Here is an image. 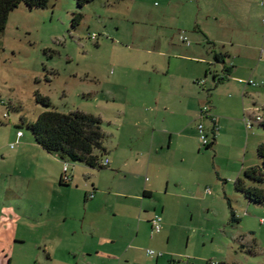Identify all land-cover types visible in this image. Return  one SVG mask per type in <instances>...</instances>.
Returning <instances> with one entry per match:
<instances>
[{
	"label": "rangeland",
	"instance_id": "rangeland-1",
	"mask_svg": "<svg viewBox=\"0 0 264 264\" xmlns=\"http://www.w3.org/2000/svg\"><path fill=\"white\" fill-rule=\"evenodd\" d=\"M186 2L94 0L79 10L83 18L75 27V0H49L43 9H28L21 4L9 13L0 36V264H83L81 258L58 251L50 258L47 251L54 252L58 246L44 242L41 236L52 233L60 221L58 207L71 205L69 210L76 209L75 200L79 205L90 179L97 176L102 185L112 181L106 167L93 168L91 178L76 174L81 182H68L70 189L64 191L30 165L29 155L14 153L21 145L11 148L17 132L24 134L21 142H34L27 123L47 109L37 103L35 93L49 97L51 108L60 112L78 109L100 117L103 145L108 150L103 158L116 147L121 151L133 144L142 135V126L150 129L153 123L155 128L161 127L164 115L161 109L156 114L154 106L140 97L143 80H160V92L167 95L170 80L190 72L176 58L184 54L181 47L186 45L180 36H186L189 43L194 40L187 27L190 13ZM170 60L177 68L171 67L168 73ZM153 63L158 69L152 68ZM247 71L252 77V70ZM260 72L264 79V69ZM215 89L204 91L212 106H216L213 101L222 103ZM214 114L229 124V130L217 133L212 148L201 145L197 131L201 123L211 142L210 120L188 115L178 122L184 134L172 142L170 149L168 138L163 144L161 156L171 159V166L183 159V172L187 170L191 188L197 190L199 198L182 212V224L174 228L169 243L165 238L154 240L147 233L137 244L139 264H154L147 249L166 260L183 259L188 264H264V204L249 202L234 184L237 176L245 185L253 183L244 178L246 166L242 169V165L258 164L253 141L264 142V129L258 124L248 129L246 115L238 116L244 139L253 136L252 146L246 151L243 148L239 156L238 124L231 118L238 112ZM67 162L74 167L80 165ZM145 177L153 179L150 172H144ZM207 187L210 192L205 190L204 195ZM162 196L157 195L159 201ZM230 205L239 218L237 222L231 221Z\"/></svg>",
	"mask_w": 264,
	"mask_h": 264
},
{
	"label": "crops",
	"instance_id": "crops-1",
	"mask_svg": "<svg viewBox=\"0 0 264 264\" xmlns=\"http://www.w3.org/2000/svg\"><path fill=\"white\" fill-rule=\"evenodd\" d=\"M184 6L190 13L187 27L194 40L193 43L184 44L181 47L184 54L176 58L186 64L190 70L188 76L173 77L169 83L170 94L167 95L166 91L160 92L162 83L153 77L144 79L145 83L141 85L142 100L154 106L156 114L160 109L164 112L162 126L155 128L153 123L148 126L150 129L142 126L144 131H141L142 135L136 142L121 151L119 147L111 150L109 157H105L108 158L105 167L112 176L109 184L102 185L94 176L85 185L79 205L78 200H75V210H69L71 205L56 209L60 221L52 233L41 236L44 242L58 246L54 252L47 251L50 258L58 251L81 258L83 264H139L137 244L148 232L154 240L165 238L166 242L171 241L174 228L182 224V212L192 208V201L199 198L197 190L191 188L187 170L183 172L186 169L180 163L183 159L171 166L172 163H168L171 159L161 156L167 138V148L170 149L172 142L176 143V139L184 134V127L178 124L182 117L188 115L189 118L209 119L213 147L217 133L229 130V124L219 120L214 113L237 111L238 114L231 118L238 124V155L241 156L243 148L246 151L252 146L253 136L244 139L238 116H242L241 113L249 117L260 114L264 119L260 111H264V79L260 72V68L264 69L262 0H187ZM176 66L172 67L170 60L167 72L170 73ZM152 68L158 69L155 63ZM247 70H252V77L247 75ZM249 79L254 80L255 84H247L246 80ZM200 80L204 82L201 84ZM213 88L222 97L221 104L213 101L216 106L210 105L204 95L205 89ZM203 107L208 108L210 115L201 114ZM212 116L215 120H212ZM255 124L259 126V123ZM22 138L23 133L18 141V145H21L14 153L29 155L30 165L40 170L54 185L58 183L60 189L69 191L68 184H60L61 159L56 154L46 152L35 142H21ZM253 142L254 148L261 143ZM245 166L253 165L243 164L242 169ZM68 169L70 181L75 179L76 183H80L81 179L76 178V174H87V178H91L93 167L80 163L76 167L70 165ZM144 172L152 173L153 179H143ZM90 193H93L92 197H89ZM160 193L163 196L159 201L157 195ZM156 213L162 217V229L152 233L150 220ZM149 258L154 264H176L178 261L173 258L166 260L160 255Z\"/></svg>",
	"mask_w": 264,
	"mask_h": 264
},
{
	"label": "trees",
	"instance_id": "trees-1",
	"mask_svg": "<svg viewBox=\"0 0 264 264\" xmlns=\"http://www.w3.org/2000/svg\"><path fill=\"white\" fill-rule=\"evenodd\" d=\"M78 11L73 14L72 26L75 27L83 18L79 11L86 4L94 0H75ZM49 0H0V36L3 33L9 13L23 4L28 9H43L47 7ZM218 60V56H216ZM36 101L45 108L38 117L27 123L34 142L51 154H56L61 161L82 163L89 167L101 169V160L106 154L103 145L105 134L101 129V118L81 110H70L67 113L60 112L52 107L49 97L36 92ZM264 129V122L259 123ZM214 141V139H213ZM213 141L206 149L211 148ZM258 164L244 169V178L253 182L245 185L243 178L237 177L234 181L236 191L252 203L264 204V142L256 148ZM61 185H67L60 180ZM231 208V205H230ZM231 221L237 222L239 218L235 212L230 211ZM208 264V263H207ZM216 264H238L236 262L220 261Z\"/></svg>",
	"mask_w": 264,
	"mask_h": 264
},
{
	"label": "built area",
	"instance_id": "built-area-1",
	"mask_svg": "<svg viewBox=\"0 0 264 264\" xmlns=\"http://www.w3.org/2000/svg\"><path fill=\"white\" fill-rule=\"evenodd\" d=\"M262 5L264 6V0H262ZM92 36L95 37V34H93ZM180 39L182 41H184L186 44H189L188 38L186 36L181 35L180 36ZM203 82H204V80H200L199 81V83H201V84ZM246 83L247 84H255L253 82V80H250V79L249 80H246ZM201 114L203 116L210 115L208 113V108L207 107H203L201 109ZM211 118H212V120H215V117L212 116ZM244 120H245L246 127L248 129L252 128V126L255 123H262V122H264V119H263V117L260 114H254V115H252L250 117L249 116H246V117H244ZM197 129H198V132H199V141H200L201 145L202 146H207L210 143V141H209L206 133L204 132L203 125L201 123L198 124ZM21 135H22V132L21 131H18L17 132L16 141L13 144H11V148H14L17 145V143H18L19 138L21 137ZM101 165L104 166V167L107 166L108 165V158H103L101 160ZM69 166H70V164L67 161H63L62 162V175H61V180L64 183H68L71 180V176H70V174L68 172ZM209 192H210V189L207 187L206 188V193H209ZM92 196H93V193H90L89 194V197H92ZM150 222H151V230H152V233L161 231V229H162V217H161V215H159L157 213L154 214L153 217L151 218ZM146 253L149 256L160 255L159 253H157L156 251H154L152 249H147L146 250ZM176 264H188V262L186 260L180 259V260L177 261Z\"/></svg>",
	"mask_w": 264,
	"mask_h": 264
}]
</instances>
